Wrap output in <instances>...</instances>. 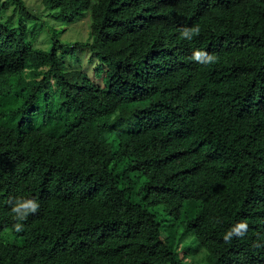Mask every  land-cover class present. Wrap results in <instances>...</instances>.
<instances>
[{"label":"trees","instance_id":"obj_1","mask_svg":"<svg viewBox=\"0 0 264 264\" xmlns=\"http://www.w3.org/2000/svg\"><path fill=\"white\" fill-rule=\"evenodd\" d=\"M9 2L15 24L2 18ZM42 2L53 21L88 10L80 45L104 78L68 67L54 29L34 46L36 16L0 0L1 83L46 68L0 111L18 117L0 124V264H186L188 234L203 264H264V0ZM38 96L47 129H22ZM28 198L40 208L17 221L12 206Z\"/></svg>","mask_w":264,"mask_h":264},{"label":"rangeland","instance_id":"obj_2","mask_svg":"<svg viewBox=\"0 0 264 264\" xmlns=\"http://www.w3.org/2000/svg\"><path fill=\"white\" fill-rule=\"evenodd\" d=\"M25 10L36 16V21H26L27 33L31 30H38L37 34L32 39V44L37 47L48 46V36L50 30L56 31L57 39L60 41L61 48H58V53L64 52L63 55L65 63L68 67H73L84 70L96 84H102L104 78L103 71L99 69L97 75H93L90 71L97 63L95 57L83 46L81 42L87 39L88 25L90 22V16L88 10H84L80 17L75 19L71 23L62 21L50 20L47 15V9L45 8L42 0H22ZM13 4L8 3L6 9L2 12V18L5 19L12 13ZM13 14V20L11 23L15 24L16 13ZM42 24V27L40 25ZM74 47L71 48L70 44ZM60 55V54H59ZM77 58H79L77 62ZM89 58V59H88ZM46 68L40 69H25L21 73H7L5 76L4 85L1 83L0 78V111H6L19 107L26 95L28 94L27 86L36 84L42 75L45 74ZM50 90L54 91L53 84L50 86ZM35 107V113L29 116L27 123L22 129L36 128L40 130L47 129V123L43 122L40 117L42 111L41 97L38 96L36 102L33 104ZM17 116H0V124L10 128H15L17 123ZM190 234L186 235L182 241L180 247L182 251V259L186 264H203L204 262V250L197 247L195 241L190 240ZM167 240V237H164Z\"/></svg>","mask_w":264,"mask_h":264},{"label":"clouds","instance_id":"obj_3","mask_svg":"<svg viewBox=\"0 0 264 264\" xmlns=\"http://www.w3.org/2000/svg\"><path fill=\"white\" fill-rule=\"evenodd\" d=\"M200 28L199 26H193L191 28L185 27L180 31V36L186 40H192L194 36L199 35ZM192 59L200 64H210L215 63L217 57L211 55L203 50H195L192 55ZM40 208L39 203L36 199L28 198V199H18L13 204L11 211L15 214V219L17 221H24L27 219L29 214L36 213ZM24 225L22 223H15L14 228L15 231L20 232L23 229ZM247 223L241 221L236 223L225 235V242H229L233 235L243 236L245 231L247 230Z\"/></svg>","mask_w":264,"mask_h":264}]
</instances>
